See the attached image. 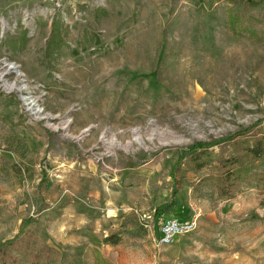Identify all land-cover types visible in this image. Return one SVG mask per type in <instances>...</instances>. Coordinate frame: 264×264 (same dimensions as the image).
<instances>
[{"label": "rangeland", "instance_id": "1", "mask_svg": "<svg viewBox=\"0 0 264 264\" xmlns=\"http://www.w3.org/2000/svg\"><path fill=\"white\" fill-rule=\"evenodd\" d=\"M4 1L0 254L27 264L43 242L39 264H264L257 189L219 198L207 169L174 170L187 146L217 151L264 122V43L226 29L233 8L260 30L264 0ZM168 217L195 227L160 246ZM27 231L29 252L9 246Z\"/></svg>", "mask_w": 264, "mask_h": 264}, {"label": "trees", "instance_id": "2", "mask_svg": "<svg viewBox=\"0 0 264 264\" xmlns=\"http://www.w3.org/2000/svg\"><path fill=\"white\" fill-rule=\"evenodd\" d=\"M245 3L248 7L262 6V2L256 0H247ZM253 20L251 16L229 8L226 17L229 37L232 39L246 37L252 42L264 43V24L261 23L260 30H254L249 26V22ZM61 40L59 35L52 37L48 42V48L55 44L54 48L58 49ZM217 147L215 151L210 147H198L196 144L187 146L177 159L174 168L176 176L185 177L188 172L196 173L207 169L206 178L209 186L219 198H233L243 186L255 187L260 196V205L264 206V173L258 172L264 167V122L244 127L225 136ZM160 209L161 207L156 209V214L160 213ZM109 238H112V235ZM35 239L36 233L27 231L20 241L10 242L9 246L29 252ZM52 251V248L40 242L37 248L29 253L27 264H39L41 260L50 261ZM7 256L17 264L16 258L5 250L0 254V264H5Z\"/></svg>", "mask_w": 264, "mask_h": 264}, {"label": "built area", "instance_id": "3", "mask_svg": "<svg viewBox=\"0 0 264 264\" xmlns=\"http://www.w3.org/2000/svg\"><path fill=\"white\" fill-rule=\"evenodd\" d=\"M57 3L59 0H48ZM160 226L157 229V245H171L178 235L191 231L195 227V219L186 221L175 217L163 218L160 220Z\"/></svg>", "mask_w": 264, "mask_h": 264}, {"label": "bare ground", "instance_id": "4", "mask_svg": "<svg viewBox=\"0 0 264 264\" xmlns=\"http://www.w3.org/2000/svg\"><path fill=\"white\" fill-rule=\"evenodd\" d=\"M16 68H17V67L14 65V66H13V69H16ZM16 72H17V71H16ZM25 101H27V103L29 104V108L35 110L36 112H37V111L40 112V109H39L37 103H36L34 100L29 99V98H25Z\"/></svg>", "mask_w": 264, "mask_h": 264}, {"label": "crops", "instance_id": "5", "mask_svg": "<svg viewBox=\"0 0 264 264\" xmlns=\"http://www.w3.org/2000/svg\"><path fill=\"white\" fill-rule=\"evenodd\" d=\"M5 4L4 0H0V9L2 8V5Z\"/></svg>", "mask_w": 264, "mask_h": 264}]
</instances>
